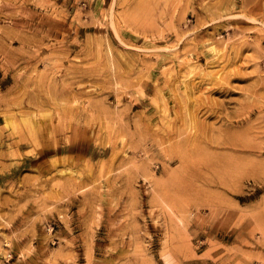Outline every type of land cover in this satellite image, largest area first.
<instances>
[{"label": "rangeland", "instance_id": "374dc122", "mask_svg": "<svg viewBox=\"0 0 264 264\" xmlns=\"http://www.w3.org/2000/svg\"><path fill=\"white\" fill-rule=\"evenodd\" d=\"M0 264H264V0H0Z\"/></svg>", "mask_w": 264, "mask_h": 264}, {"label": "bare ground", "instance_id": "6f19581e", "mask_svg": "<svg viewBox=\"0 0 264 264\" xmlns=\"http://www.w3.org/2000/svg\"><path fill=\"white\" fill-rule=\"evenodd\" d=\"M246 1H248V0H246ZM244 2H245V1H244ZM212 48H214V46H212ZM212 48H211V49H212ZM33 123H34V122H33ZM34 126H35V125H34Z\"/></svg>", "mask_w": 264, "mask_h": 264}]
</instances>
